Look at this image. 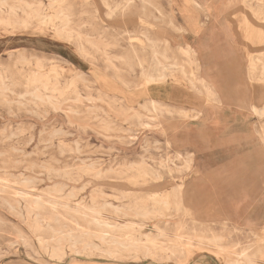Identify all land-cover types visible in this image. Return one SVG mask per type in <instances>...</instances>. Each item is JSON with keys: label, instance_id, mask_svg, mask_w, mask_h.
<instances>
[{"label": "rangeland", "instance_id": "1", "mask_svg": "<svg viewBox=\"0 0 264 264\" xmlns=\"http://www.w3.org/2000/svg\"><path fill=\"white\" fill-rule=\"evenodd\" d=\"M25 1L44 9L49 4ZM132 1L133 6L122 0H107L108 7L102 0H62L61 5L82 33L97 40L104 32V42L115 44L105 53L119 76L139 87L115 80L101 53L88 50V57L81 56L73 40L57 34L51 10L44 13L45 23L28 20L16 30L0 24V74L10 90L0 97V264H231L236 259L195 239L194 248L182 240L173 256L157 249L153 255L118 249L107 254L112 246L100 240L150 236L163 248L177 231L217 235L232 254L257 250L253 264H264V113L251 111L264 110V74L262 80L259 71L252 80L248 74L249 56L264 63V41L247 44L243 28L244 15L253 21L256 16L240 2L224 13L225 0ZM169 15L179 32L168 24ZM258 19L264 33V19ZM145 38L159 46L164 39L174 48L192 46L202 76L223 104L211 105L192 92L186 96L177 74L161 85L140 83L136 63L150 61L149 50L138 49ZM126 53L132 73L120 60ZM20 56L29 59V67L17 62ZM36 62L50 82L58 80L61 96L52 104L35 97L27 81L37 72ZM78 73L82 80L70 85ZM151 99L164 112L152 120L145 113L144 125L117 113ZM197 109L202 116L192 120ZM108 120L113 124L107 131ZM143 169L149 175L140 176ZM174 190L180 199L176 212L137 215L134 206L151 208L154 199ZM91 208L111 231L89 223ZM159 230L165 238L156 236Z\"/></svg>", "mask_w": 264, "mask_h": 264}, {"label": "bare ground", "instance_id": "2", "mask_svg": "<svg viewBox=\"0 0 264 264\" xmlns=\"http://www.w3.org/2000/svg\"><path fill=\"white\" fill-rule=\"evenodd\" d=\"M10 1L11 0H0V24H3L6 27H11L12 29L16 30L19 28H23L25 25L28 24L30 20L33 19L37 20L39 23H45L47 20H49V18L48 15L44 13L46 10H51L53 11L54 19L57 20L58 22V26L56 28V32L58 35L64 37L66 40H73L74 43L76 44L77 50L80 52V55L83 57L89 56L88 50H93V51H97V53H101L102 56L105 57L104 63L106 65V68L113 72L114 79L119 81L121 84H123L126 87L131 86L130 84L132 83L128 79L119 76V72H118L119 70L114 66L111 59H109L108 55L105 53L106 47H114L115 44L114 43L109 44L104 42L105 40L104 32L102 33L98 32L99 33L97 34L98 39L95 40L94 38H92L90 34L82 33L80 29L75 28L72 22L73 15L70 13V10L68 8H64L61 5L62 0H49V4L45 9H44L45 5H43L42 3L31 4V3H27L25 0H12V2ZM122 1L124 2L125 5L128 6L134 5V2L132 0H122ZM138 1L142 5L144 4L146 5V3L149 2V0H138ZM252 1L255 2V7H251ZM102 2L108 7L107 0H102ZM236 2L237 3L240 2V4L243 7H247L251 9L254 13V16H256V19L253 21L250 17L244 15L243 28H244L245 41L247 42V44H251V42H253V44L262 43L264 41V33L262 29L263 27L261 26L258 17L262 16L264 19V1L263 0H225L224 13L226 12V8L229 7L233 8L234 6H236L237 5ZM194 4H195L194 7L200 10V12L203 13V11L201 10L205 11V9L201 7L199 4H196L195 2ZM156 11L157 10H155V12ZM158 14L160 16L159 18H161L162 14L160 12ZM230 15L231 13L229 12L228 14L229 18L235 17V12L232 13L231 16ZM108 16H110V14H108ZM23 17L25 19H23ZM155 19H158V17H155ZM168 24L170 25L171 29H173L176 32H179L181 30V26L179 27L175 26L174 17L171 15H169ZM138 41L140 40L138 39ZM145 41H144L145 44L144 42L140 41V46L138 49L144 52L146 50H149L150 61L146 66L144 65V62H147L145 59L143 61L138 60L136 63L141 68L140 83L144 81L143 83L148 82V83H152L153 85L154 84L161 85L164 84L169 77H174V74H177L180 76V79L185 83L187 87L184 92L186 96H188L190 92H192L195 96H198L200 98L201 96L204 97V99L207 102H209L211 105L223 104L220 94L216 90L217 88H215L202 76V66H201L200 57L197 51L192 46L187 44L184 46L176 45V47L174 48L172 43L166 39L163 40L162 46H159L155 39L145 38ZM247 44L246 47L248 46ZM132 52L134 53L132 56L137 57L136 51L134 49L132 50ZM130 58H131L130 54L126 53L124 57L123 56L120 57V60H122L127 71L132 73L134 70ZM17 62L27 67H29L30 65L29 59L24 58L23 56L18 57ZM248 66H249L248 74L250 79L252 80L255 77L254 75L255 72L259 71L260 73L259 80H262L263 77L261 76H263L264 74L263 60L261 58L255 59V57L249 56ZM35 68L37 72L31 78H29V80H27L28 82L31 83V87L35 91L34 96L37 97L42 102L47 101L50 102V104H52L54 100L57 101L58 98L61 96V90L59 88L58 80L56 81V79L54 78V81L50 82L49 79L44 77V75H42L41 73L43 66L41 65L40 62H36ZM6 79L7 77H4L2 74H0V97H3L5 95V92L10 91L7 88V85L3 83ZM77 80H82L81 74L79 73L75 75L70 85L75 83V81ZM136 84H132V85L134 87L141 86L138 83ZM46 93L49 94L47 97H46ZM251 111L252 113L259 115V117L263 116L264 113V110L259 112L254 107L251 108ZM162 112H164L163 106L153 101L152 99L149 100L148 102L141 104L137 109L129 108L128 106L125 105L123 108L117 110L118 115L123 117L124 121L131 119V120H137L138 122H140V120L143 117H145V113L150 115V119L152 120ZM186 116H187L186 114H183L184 118ZM200 116H202V112L200 109H197L194 112V114L191 116V119L192 120L197 119ZM112 124L113 123L110 122V120H108L105 123L104 129L107 131L111 130ZM140 124L144 125L145 123L140 122ZM139 175L143 177L149 175V173L147 170L143 169L142 171H139ZM98 176L99 175H97L96 177ZM179 207H180L179 190H174L171 192V194L165 196L164 198L154 199V204L151 208L134 206V209H136L135 211H137V215L146 218L155 215L159 217H166L164 216L163 211L168 210L169 208H173V211L176 212L179 209ZM77 212H83V211L78 210ZM99 213L100 211L97 209H93V208L88 209L87 217L89 219V223L93 225L101 226L102 228L111 231V229H113L111 228L112 226L109 223H106L101 219H99L98 218ZM138 228H141V226H139ZM155 228L157 229L156 226ZM178 229L179 228H176L175 231H177ZM159 231L156 236L158 238H165L166 235L162 231L160 232ZM193 239L197 240L198 244L205 242L209 246L217 248L220 252H222L226 256L235 255L236 259L231 260L230 262L231 264H253L256 257H259V252L257 250L253 252H248V249H243L237 254H234V252L232 254L230 252L231 251L230 249L221 247L220 245L221 237L214 234H212L210 238L209 237L207 238L205 236L198 234L187 236L182 233H178L177 231V233H175L172 238H169L167 240L168 244L163 248L158 244L156 238L150 236H146L144 241L142 240L139 241L138 239L135 238H129L128 241L125 242L119 241L118 239L117 240L112 239L110 242H107L106 239L102 237L100 240L103 244L112 246V248L107 249L108 250L106 251L107 254H114L118 249L120 251L140 250L144 254L153 255L154 253L152 251L154 249H157L158 251L163 252L165 255L168 254L173 256L174 254H176L177 248L179 247V244L180 242H182V240L186 241L185 246L189 248V247H193L192 246Z\"/></svg>", "mask_w": 264, "mask_h": 264}]
</instances>
